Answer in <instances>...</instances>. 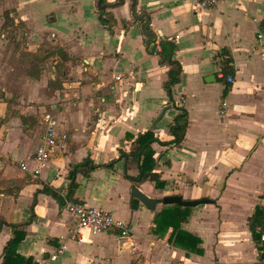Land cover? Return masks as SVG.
I'll return each instance as SVG.
<instances>
[{"label":"crops","instance_id":"0c3cea01","mask_svg":"<svg viewBox=\"0 0 264 264\" xmlns=\"http://www.w3.org/2000/svg\"><path fill=\"white\" fill-rule=\"evenodd\" d=\"M98 1L0 0V219L25 232L17 251L39 264H264V241L248 221L264 208V0H221L209 9L190 0H136L137 17L133 0H102L114 5L106 8ZM161 43L174 46L181 66L171 97L165 83L173 66L152 52ZM182 108L189 125L181 145H152L166 185L135 182L138 165L119 159L120 151L128 153L132 137L146 130L172 141L170 123ZM46 117L67 144L35 176ZM88 157L116 162L78 172L70 199L126 221L127 238L72 234L76 218L55 193L68 197L70 171ZM134 187L157 199L154 211L132 196ZM174 194L214 200L189 206L182 223L201 239V253L170 242L172 228L162 237L153 231L156 214L178 205L160 200ZM12 238L4 225L0 264Z\"/></svg>","mask_w":264,"mask_h":264},{"label":"trees","instance_id":"16d2710c","mask_svg":"<svg viewBox=\"0 0 264 264\" xmlns=\"http://www.w3.org/2000/svg\"><path fill=\"white\" fill-rule=\"evenodd\" d=\"M104 12L105 10L101 11L100 19L104 24H107V26L111 28L113 19L105 16ZM6 13L7 11H5L4 15ZM149 44L150 43H148V46ZM161 46V51H158L154 48L152 49V52L157 51V53L161 55L162 62L167 61L173 66L169 71V78L165 83V88L168 92V95L171 97L172 85H174L180 79L181 66L178 61L173 58L175 49L174 46L171 45L170 48H167L164 43H161ZM224 71L226 75H228L233 73V68L227 65L225 66ZM180 110V113L174 118L173 122L170 123V132L174 136L172 141H160L153 130H146L139 133L138 136L132 137L133 140L131 149L128 153L122 150L120 151L119 159L126 158L128 161L131 160L138 165L139 173L136 177H134L135 182H145L147 180H151L155 182L156 187L158 188H163L166 185V182L162 180L160 175L155 171V151L152 145L154 142H160L164 145H181L186 136V131L189 125V115L186 109L182 108ZM115 162L116 161H112L107 164H96L90 157H88L84 161L75 164L70 171V177L73 179V181L69 185L68 198H71L76 186L75 176L78 172H84L86 169L90 170L96 167H111ZM42 191H45V189ZM55 197L59 200L61 206H64V198L59 193H55ZM35 201L36 197L34 198V202ZM190 209L191 207L189 206L181 205H172L171 207L163 208L155 216V227L153 231L156 235L162 237L169 228H172L173 231L169 237L170 242H172L175 246L187 249L190 252L201 253L202 249L198 246L201 243V239L182 228V223L187 220ZM248 221L254 237H257V229L260 228L261 231L264 230V208L257 206L253 215L249 217ZM4 225H8L13 229V238L5 247L3 264H39L34 261L33 258L24 257L17 251L18 245L25 235L23 230L18 229L20 225L9 224L6 221L0 219V232L2 231Z\"/></svg>","mask_w":264,"mask_h":264},{"label":"built area","instance_id":"2783aa9c","mask_svg":"<svg viewBox=\"0 0 264 264\" xmlns=\"http://www.w3.org/2000/svg\"><path fill=\"white\" fill-rule=\"evenodd\" d=\"M221 0H190L193 6L203 9H209L216 6ZM176 38H179L177 35ZM258 38L263 39V33H259ZM228 58V56H224ZM226 80L229 83L235 81V77L232 74L226 75ZM46 127L42 136V142L37 147L34 153V161L36 163L32 173L35 176L41 174L43 168H45L53 153L57 150H64L67 144L68 135L66 133H59L55 126L52 124L49 117H46ZM21 168L27 170V164L21 163ZM64 197V208L70 212L76 218V224L72 234L80 241H84L85 232L94 234L115 232L120 237L127 238L130 236L131 228L129 224L119 218H116L110 211L99 207L88 206L85 203ZM258 232L261 233V239L264 241V231L258 228ZM64 247H61L58 252L54 253L51 258L57 259L60 251ZM136 251V248L133 247Z\"/></svg>","mask_w":264,"mask_h":264},{"label":"water","instance_id":"95a60500","mask_svg":"<svg viewBox=\"0 0 264 264\" xmlns=\"http://www.w3.org/2000/svg\"><path fill=\"white\" fill-rule=\"evenodd\" d=\"M101 1L99 0V5L101 8H106V7H112L114 5L112 4H106V5H101ZM122 1V0H119ZM118 4V3H116ZM132 15L133 17H137L136 16V0H133L132 3ZM143 17L146 18V21L143 23V30L145 31L146 35L149 37L148 41H151V39L155 38V35L153 33H148L145 30V26L148 24L149 22V17L147 14H143L141 16H138L139 19H142ZM155 125V124H154ZM132 196L139 199L149 210L154 211L156 209V205H157V199L153 198V197H149L148 195H146L144 192H142L138 187H134L133 191H132ZM160 202H162L163 204H178V205H182V206H197L199 204L202 203H213L214 200L208 197H203L200 199H184L182 195L180 194H174V195H166L164 196Z\"/></svg>","mask_w":264,"mask_h":264},{"label":"rangeland","instance_id":"374dc122","mask_svg":"<svg viewBox=\"0 0 264 264\" xmlns=\"http://www.w3.org/2000/svg\"><path fill=\"white\" fill-rule=\"evenodd\" d=\"M11 22H12V21H11ZM15 24H16L15 22H12L13 27L15 26ZM18 25H19V24H18ZM39 72H40L39 64L37 63V68L35 69L34 74H35V75H38Z\"/></svg>","mask_w":264,"mask_h":264}]
</instances>
